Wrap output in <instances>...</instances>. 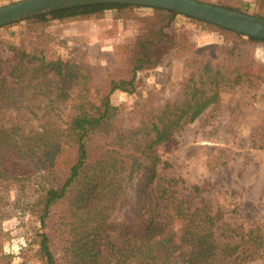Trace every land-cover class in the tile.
I'll use <instances>...</instances> for the list:
<instances>
[{"label":"trees","instance_id":"16d2710c","mask_svg":"<svg viewBox=\"0 0 264 264\" xmlns=\"http://www.w3.org/2000/svg\"><path fill=\"white\" fill-rule=\"evenodd\" d=\"M218 1L213 4L245 13L241 0ZM135 8L89 4L30 19L65 23L102 18L106 10L133 19ZM176 16L152 8L141 17L125 60L98 82L81 62L30 55L13 45L7 73L0 59V186L17 184L40 228L53 219L50 231L36 234L40 264H253L264 258L262 224H226L217 235L222 213L200 199L204 188L167 172L169 164L157 153L159 146L172 149L177 132L217 107L222 93L264 91V65L239 63L240 50L264 39L200 21L222 42L197 48L170 31ZM168 52L186 75L158 105L143 78ZM142 87L145 109H132L137 121L124 125L110 96L116 90L140 95ZM6 204L0 196V264H12L2 252Z\"/></svg>","mask_w":264,"mask_h":264},{"label":"rangeland","instance_id":"374dc122","mask_svg":"<svg viewBox=\"0 0 264 264\" xmlns=\"http://www.w3.org/2000/svg\"><path fill=\"white\" fill-rule=\"evenodd\" d=\"M18 1L22 0H0V7ZM198 1L212 5L219 2ZM242 10L264 19L262 0L243 3ZM150 14L152 8L139 7L133 10V19L116 18L114 10H106L98 19L46 24L29 18L2 26L0 59L4 62V71H9L12 54L8 46L13 45L30 55L81 62L86 73L92 74V81L98 82L108 67L125 60L142 30L140 18ZM170 31L184 35L187 42L197 48L222 42L220 33L211 26L180 14L175 17ZM240 52L239 63L243 67H246L245 60L264 65V43ZM254 70L256 66L251 68ZM185 75L182 63L168 52L159 66L144 75V87L154 90L156 104L160 105L178 90ZM144 87L140 95H127L120 90L111 94V103L120 107L125 115L124 125L131 119L134 123L137 121L129 115L132 109H145ZM157 153L169 164L167 172L204 188L200 199L213 213H222L217 235L226 224H241L245 228L252 223L264 226L263 90L254 94L235 88L233 92L222 93L217 107L208 108L177 132L172 149L159 146ZM0 196L8 204L7 216L1 221V228L8 236L2 252L11 255L12 264H40L35 254L36 234L50 231L53 219L49 217L46 227L40 228L38 218L26 209L28 198H20L15 183L4 182ZM114 244L119 242L114 241ZM253 264H264V258Z\"/></svg>","mask_w":264,"mask_h":264},{"label":"water","instance_id":"95a60500","mask_svg":"<svg viewBox=\"0 0 264 264\" xmlns=\"http://www.w3.org/2000/svg\"><path fill=\"white\" fill-rule=\"evenodd\" d=\"M89 4H128L157 8L231 30L245 37L264 39V19L198 0H22L0 7V27L66 8Z\"/></svg>","mask_w":264,"mask_h":264},{"label":"crops","instance_id":"0c3cea01","mask_svg":"<svg viewBox=\"0 0 264 264\" xmlns=\"http://www.w3.org/2000/svg\"><path fill=\"white\" fill-rule=\"evenodd\" d=\"M243 3H248L250 4L253 0H241Z\"/></svg>","mask_w":264,"mask_h":264}]
</instances>
